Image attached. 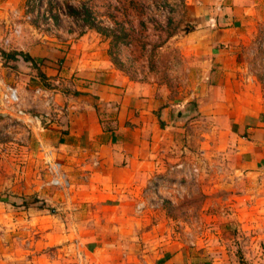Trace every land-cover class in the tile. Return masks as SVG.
<instances>
[{
	"label": "crops",
	"instance_id": "obj_1",
	"mask_svg": "<svg viewBox=\"0 0 264 264\" xmlns=\"http://www.w3.org/2000/svg\"><path fill=\"white\" fill-rule=\"evenodd\" d=\"M263 1L185 0V86L181 101L163 102L154 84L129 79L82 39L66 53L37 38L26 22L33 0H0V264H212L193 245L142 231L136 199L188 105L219 124L236 168L264 192V86L244 55ZM13 52L30 59L12 60ZM100 63L107 70L97 73ZM6 87L18 105L3 103ZM49 161L66 184H49ZM256 201L249 218L239 217L251 234L241 264H264V194Z\"/></svg>",
	"mask_w": 264,
	"mask_h": 264
},
{
	"label": "rangeland",
	"instance_id": "obj_2",
	"mask_svg": "<svg viewBox=\"0 0 264 264\" xmlns=\"http://www.w3.org/2000/svg\"><path fill=\"white\" fill-rule=\"evenodd\" d=\"M27 9L31 17L26 22L35 27L37 38L47 36L44 41L63 46L66 53L82 39L84 50L95 46L96 57L129 79L154 84L157 97L181 101L177 94L186 73H180L184 64L178 44L190 27L185 0H33ZM252 32L244 55L248 73L262 87L264 16ZM100 66L97 73L107 70ZM162 84L167 86L158 91ZM186 108L189 113L177 115L183 123L177 125L178 137L163 147L155 170L140 187L136 208L144 218L141 229L162 234L164 242L193 245L212 264H241L240 245H250L251 234L241 228L239 217L256 211V200L264 194L257 191L261 183L236 168L219 124L196 114L195 106ZM5 143L2 153L9 155L13 148ZM10 167L4 162L3 174Z\"/></svg>",
	"mask_w": 264,
	"mask_h": 264
},
{
	"label": "built area",
	"instance_id": "obj_3",
	"mask_svg": "<svg viewBox=\"0 0 264 264\" xmlns=\"http://www.w3.org/2000/svg\"><path fill=\"white\" fill-rule=\"evenodd\" d=\"M15 35L19 34V29L16 28L13 30ZM5 44L8 45V41H5ZM42 91L41 89L37 90V92ZM2 101L7 107L16 106L20 102V98L18 92L15 88L6 87L4 93L2 95ZM47 173L50 175L51 186H60L63 182L66 184V180L64 181V175L61 173V165L57 162L49 161L47 162ZM138 210V209H137Z\"/></svg>",
	"mask_w": 264,
	"mask_h": 264
},
{
	"label": "trees",
	"instance_id": "obj_4",
	"mask_svg": "<svg viewBox=\"0 0 264 264\" xmlns=\"http://www.w3.org/2000/svg\"><path fill=\"white\" fill-rule=\"evenodd\" d=\"M16 56H22L24 59L29 60L30 58L28 56H26L23 53H17V52H13L12 54H10V56H8L9 58H12V60L16 59Z\"/></svg>",
	"mask_w": 264,
	"mask_h": 264
}]
</instances>
